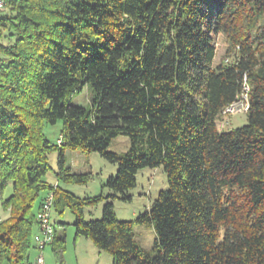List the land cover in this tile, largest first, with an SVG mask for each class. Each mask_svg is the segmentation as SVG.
Here are the masks:
<instances>
[{
    "label": "trees",
    "instance_id": "obj_1",
    "mask_svg": "<svg viewBox=\"0 0 264 264\" xmlns=\"http://www.w3.org/2000/svg\"><path fill=\"white\" fill-rule=\"evenodd\" d=\"M6 3L0 29L13 40L0 42V264H30L39 195L53 187L43 180L50 152L58 180L90 179L71 173L66 150L117 165L104 184L112 195L81 199L57 186L54 200L74 214L76 236L112 264H264V0ZM219 34L226 49L214 65ZM84 84L93 92L86 108L71 103ZM245 89L246 124L219 130ZM58 121L53 146L44 128ZM118 136L129 139L124 154L108 151ZM158 167L167 188L135 218L153 224L147 253L110 199H129L137 173ZM103 199L101 218L86 221L84 207Z\"/></svg>",
    "mask_w": 264,
    "mask_h": 264
},
{
    "label": "rangeland",
    "instance_id": "obj_2",
    "mask_svg": "<svg viewBox=\"0 0 264 264\" xmlns=\"http://www.w3.org/2000/svg\"><path fill=\"white\" fill-rule=\"evenodd\" d=\"M0 42L8 44L12 42L13 38H9L11 33L9 29H0ZM216 55L213 64L219 63L220 59L225 54L226 40L221 34L216 38ZM93 96L92 88L89 84H84L81 92L76 94L71 103L80 107H88L90 105L91 97ZM246 124V113L243 110H236L232 113L222 114V119L218 123L219 130L227 131L241 125ZM62 129L61 121L53 125H46L44 134L51 145H58L57 141L60 139ZM108 151L116 154H124L130 148L129 139L125 136H118L108 144ZM57 151H52L48 154V165L50 170L46 173L43 180L49 185H57L60 193H69L78 198H92L101 195L103 198L113 193L109 191L104 184L108 177L115 175L117 165L108 162L100 154L92 152L89 154H80V152L66 150L65 161L66 166L70 168L71 173L75 174H89L90 179L84 184H77L65 182L56 178L57 172ZM162 168V167H161ZM160 167L158 168H144L136 175V186L130 190L127 195L130 197L126 200L120 198H113L110 201L113 203V211L116 218L121 221L132 222V229L134 233L135 242L140 248L147 252H152L153 242L155 238L153 224L145 223L138 224L135 218L145 211H148L154 200H156L158 193L167 188L166 175ZM4 196L7 198L12 194V186L5 188ZM45 194L42 191L39 195L43 197ZM106 201L85 206L83 216L86 221L98 220L101 218L102 204ZM63 201L59 202L52 209L51 222L56 230V237L63 238V250L58 252L55 247H59L55 237L53 241L48 244L45 249L40 252L36 248H32L29 252V263L35 264L36 258L42 253L43 264H112V259L109 253L103 250H97L93 242L86 237H77L75 234V217L66 206H63ZM5 217V214L4 216ZM55 236V235H54Z\"/></svg>",
    "mask_w": 264,
    "mask_h": 264
},
{
    "label": "built area",
    "instance_id": "obj_3",
    "mask_svg": "<svg viewBox=\"0 0 264 264\" xmlns=\"http://www.w3.org/2000/svg\"><path fill=\"white\" fill-rule=\"evenodd\" d=\"M6 4V0H0V18L6 11ZM248 104L249 99L247 96V90L245 89V94H243L241 98L237 99V102H234L225 108L224 113H232L236 110H243L246 112ZM60 142L61 140L58 139V144ZM56 189L57 186L53 185V187L46 192L36 213L38 233L33 236V242L35 244V248L40 252H42L43 249L53 241L55 235V228L51 222V213L54 207ZM43 262V256L41 253L36 258L35 264H43Z\"/></svg>",
    "mask_w": 264,
    "mask_h": 264
},
{
    "label": "crops",
    "instance_id": "obj_4",
    "mask_svg": "<svg viewBox=\"0 0 264 264\" xmlns=\"http://www.w3.org/2000/svg\"><path fill=\"white\" fill-rule=\"evenodd\" d=\"M57 142H58V141H57ZM56 186H57V185H56ZM37 233H38V229L36 228L35 234H37ZM44 249H45V248H44ZM44 249H43V250H44Z\"/></svg>",
    "mask_w": 264,
    "mask_h": 264
}]
</instances>
